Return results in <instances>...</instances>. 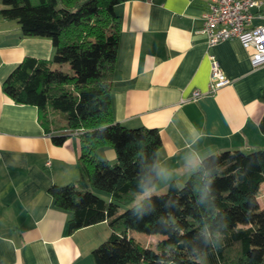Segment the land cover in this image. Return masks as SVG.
<instances>
[{
    "label": "crops",
    "instance_id": "1",
    "mask_svg": "<svg viewBox=\"0 0 264 264\" xmlns=\"http://www.w3.org/2000/svg\"><path fill=\"white\" fill-rule=\"evenodd\" d=\"M3 7L0 0V264H96L92 252L111 235L109 223L69 234L71 215L49 193L53 185L80 179L79 136L55 145L38 108L16 104L3 90L24 59L52 60L53 43L24 37L17 21L1 15ZM207 12L206 0H128L116 6L121 30L112 75L114 121L157 129L162 140L160 177L149 195L165 192L172 182L182 187L208 156L264 149V65L254 67L252 50L237 38L208 45L200 33ZM212 55L228 83L207 95ZM196 91L204 95L193 100ZM97 156L117 160L110 146L100 147ZM260 193L264 209V183Z\"/></svg>",
    "mask_w": 264,
    "mask_h": 264
},
{
    "label": "trees",
    "instance_id": "2",
    "mask_svg": "<svg viewBox=\"0 0 264 264\" xmlns=\"http://www.w3.org/2000/svg\"><path fill=\"white\" fill-rule=\"evenodd\" d=\"M126 1L3 0L1 15L17 21L24 37L48 38L55 49L50 61L24 59L4 93L37 107L57 146L68 131H82L80 179L49 189L55 206L71 215L69 234L109 223L111 235L92 252L96 264H264V149L208 156L182 187L172 182L138 202L159 180L162 140L157 129H129L113 118L116 6ZM104 146L115 150V163L98 158ZM129 231L164 238L142 246Z\"/></svg>",
    "mask_w": 264,
    "mask_h": 264
},
{
    "label": "built area",
    "instance_id": "3",
    "mask_svg": "<svg viewBox=\"0 0 264 264\" xmlns=\"http://www.w3.org/2000/svg\"><path fill=\"white\" fill-rule=\"evenodd\" d=\"M208 12L200 33L208 45L215 46L232 38L241 41L245 49H251V62L254 67L264 65V21L254 24L256 19H264L260 14L262 0H206ZM211 76L207 95H216L227 83L215 56L210 57ZM204 93L196 91L193 100ZM71 136H79L82 131H68Z\"/></svg>",
    "mask_w": 264,
    "mask_h": 264
},
{
    "label": "rangeland",
    "instance_id": "4",
    "mask_svg": "<svg viewBox=\"0 0 264 264\" xmlns=\"http://www.w3.org/2000/svg\"><path fill=\"white\" fill-rule=\"evenodd\" d=\"M98 195H100L101 197L108 199L109 195L105 192H100L97 191L96 192ZM148 192H146L144 195H142L139 199L138 202H140L141 200H143L145 197H149L150 195L148 194ZM126 207H122V210H125ZM131 235H133V238L140 243L142 246H149L150 244L154 245L156 242L162 240L164 238V236L161 235H146L143 233H139V232H135V231H131Z\"/></svg>",
    "mask_w": 264,
    "mask_h": 264
}]
</instances>
